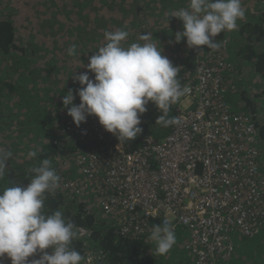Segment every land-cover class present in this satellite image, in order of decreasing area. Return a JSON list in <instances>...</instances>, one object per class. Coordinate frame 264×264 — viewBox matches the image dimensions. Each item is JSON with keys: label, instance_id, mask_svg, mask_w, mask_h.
<instances>
[{"label": "built area", "instance_id": "2783aa9c", "mask_svg": "<svg viewBox=\"0 0 264 264\" xmlns=\"http://www.w3.org/2000/svg\"><path fill=\"white\" fill-rule=\"evenodd\" d=\"M226 69L224 60L211 55L195 61V79L183 84L190 92L178 101L179 123L167 135L146 136L130 151L118 141L110 153L55 158L58 191L66 198L78 203L85 194L101 196L88 209L93 225L76 227L78 238L89 242L98 229L111 230L115 238H133L159 220L161 226L187 230L183 246L193 264H228L236 251L234 238L262 228L264 152L254 115L234 113L227 102L221 75ZM57 127L62 136L55 143L73 137L104 139L108 132L94 114L79 126L70 116ZM72 170L75 175H66ZM0 264L11 260L2 256Z\"/></svg>", "mask_w": 264, "mask_h": 264}, {"label": "trees", "instance_id": "16d2710c", "mask_svg": "<svg viewBox=\"0 0 264 264\" xmlns=\"http://www.w3.org/2000/svg\"><path fill=\"white\" fill-rule=\"evenodd\" d=\"M3 1V7L5 8V14H2V6L0 7V62H8L10 61L11 64L8 63L7 68L3 67L0 72V83L3 88H6L8 91L6 92V97L8 98H15L17 85L15 82H30L32 88L39 87L34 82H48V84L41 85L43 87L42 95L46 98L50 96H54L53 93H56L58 97H62L66 95L69 89L73 91L75 99L73 103L79 104L80 99L79 96L76 95V90L83 86L74 87L72 84L68 86L63 82H67L68 76L70 74V70L80 69L82 73L88 72L89 78L94 80L95 74L91 72L90 69L86 67L89 62V57L94 54L101 45L96 46L95 48H89L93 40L91 37H85L87 33L85 30L79 26H77L74 34L73 30H67L63 28V21L55 18V24L58 27H50L51 22L43 17L47 15L45 11H39L38 9H34V3L31 1H22L21 3H17V6L11 4L10 0H0ZM89 1V0H87ZM85 1L87 7L90 3ZM113 2L115 0H112ZM154 0H147L145 6L150 5V2ZM179 2H174V0H156V4L160 7V14L155 15L158 16L159 21H165V25L159 26L155 32H152L153 41L162 49V55L166 56L169 59V54L171 55L170 59L174 56L170 50L166 47L170 42L173 40L175 41V34L177 32L183 31V22L174 16H169L170 13L173 11L179 10L181 8H186L188 6L189 0H178ZM248 1L251 0H242V6L246 9V16L243 20H238V28L234 31H225L219 33L214 39L221 45L219 49L211 50L208 49L207 46H196V47H188L186 43V38L182 37L179 42L174 43L173 48L171 51L175 52L176 56L171 61L174 66L180 68V72L178 74V80L180 81L181 85L183 86L184 83L194 80L195 74L193 72V65L195 61L201 58L202 56L211 55L214 58H219L225 61L227 66L226 70L221 72L222 79L225 85L228 86V90L226 91V99L228 104L231 107L232 112L234 113H242V114H254L255 113V106L256 102L243 94L245 92L237 93L234 89V84L232 82L231 73H233L234 63L235 62H245L249 61L252 64L253 74L251 75V80L254 82H264V10L259 12V10H255L250 8L251 5ZM255 1V0H254ZM252 1V3L254 2ZM98 2V1H96ZM100 4V5H99ZM113 4V3H112ZM125 2H120L119 8L124 9L126 12L129 13V8L124 6ZM105 2V0H101L98 2L96 7H94V11L91 15H87L91 20L94 22L98 20V23L102 19V25H107L109 31H115L117 29H124L126 30L128 27L126 26V15L123 11L119 13V18L117 21L113 19L110 15V11L112 10V6H110ZM106 8V9H104ZM143 7L138 6L136 7V13L133 11L132 14V21L129 22L127 25H131L132 29L135 28V24L139 26L140 36L136 37L131 30L129 32V36L126 38L124 42V46H128L132 42H140L143 43L144 41L140 40V37L144 34H148V30L143 27V18L150 11L145 12L146 14H142L137 18L141 12ZM11 11H18L26 14V16L31 17V19L27 22L26 26L33 25V29L30 31H23V23L21 22L22 17L20 14L12 13L14 15H9ZM97 13H99L97 16ZM103 14L102 18L100 19L101 15ZM97 16V17H96ZM28 17V18H29ZM43 18V19H42ZM108 18V19H105ZM109 20V21H108ZM136 20V21H135ZM47 21V22H46ZM110 22V24H109ZM115 23L116 28H112L111 25ZM44 33H50L52 31L53 38L48 37L46 39ZM92 30L88 31V34L92 35ZM35 32V33H34ZM38 36V41L37 36ZM243 36V37H242ZM76 37L77 41H73V38ZM242 38V39H241ZM166 42L164 43V41ZM74 42V43H73ZM106 43V42H105ZM75 44L77 46V52L80 55L76 54L74 56H69L67 54V49L72 45ZM40 47V49H39ZM46 47V48H45ZM45 48V53L42 54V49ZM49 49L53 52L52 54V67L45 68L43 70H35L37 67L36 65L30 64L31 60H29L32 56H37L38 60L39 57L45 58L46 61L48 57H46L49 53ZM169 53V54H168ZM169 59V60H170ZM48 62V61H47ZM76 66V67H75ZM232 66V69H231ZM240 66L238 67V70ZM38 72H43L42 79H36L35 76L38 75ZM249 81V82H250ZM8 82H14L13 84H8ZM21 83V84H23ZM63 83V84H62ZM24 85V84H23ZM30 85V86H31ZM29 86V85H26ZM1 87V86H0ZM25 87V86H24ZM60 88V89H54ZM32 92V91H31ZM27 90L24 93L20 94V98L23 101V98L26 96ZM32 95H30V99ZM29 99V100H30ZM24 100L23 102L13 103L12 107L14 110H9L10 112L7 115L0 112V139L2 137H10L13 135V129L5 128V125L9 122H13L16 117L20 118L21 116L24 118L25 125L26 120L30 117H33L37 121L38 130L41 131L37 132V138L34 142L29 143V151L35 150L37 151V157L31 160L28 159L27 149L24 147L23 155L25 156V162H21L20 165L17 167L15 165L9 166L11 161L16 162L15 154L11 151V148L7 146L3 147L7 151L12 152V156L6 161L8 171L6 173H10V175L14 178L16 183H19L21 186H26L31 177L32 173L30 169L33 166H38L39 162L44 159H53L54 157H58L60 154L68 155L73 152L77 151H102L104 153H110L113 151L114 145L119 141L117 138L111 140L110 137H105L104 139H97L96 137L91 138L90 141L84 144H80L78 140L70 139L63 141H58L57 143L53 142L52 140L56 137L62 136L61 134H57L58 126L62 125L66 122V119L70 117L67 114L63 116L60 114L58 116L57 122L52 118L51 112L55 108L58 111L61 109L52 104V99L49 100H42L39 104V101H29ZM55 100V97H54ZM15 104H17V109L15 108ZM40 105H44L42 108H39ZM9 109V108H8ZM44 109V110H42ZM146 111L140 115L141 123L139 127L142 129L141 133L137 135V137L130 141H124L121 143L122 148L125 151H130L137 148L142 139L146 136H153L157 138H161L167 135L174 124L169 125L168 127H164L158 123H156V119L161 115L160 110L156 107V105L149 101L146 105ZM1 110V109H0ZM15 112V115L14 113ZM37 112V114H36ZM179 112L178 102L173 104L170 108L168 113V117H175L177 119ZM36 114V115H35ZM47 118L50 120V125L43 126L40 124L44 120L47 121ZM7 121V122H6ZM258 132L261 139H264V127L258 126ZM15 125L13 126V128ZM55 130V131H54ZM11 132V134L9 133ZM47 132L49 134H47ZM46 133V135L44 134ZM21 134V133H20ZM25 135V132H23ZM23 135V136H24ZM39 136V137H38ZM28 144V143H27ZM22 156V155H21ZM66 175L73 176L75 172L72 170ZM12 186L8 179L7 175H5V179H0V189H3L6 186ZM45 212L51 213L55 210H61L64 216L72 220L76 227L78 226H85L91 227L93 225L94 219L93 216L89 213L90 208L87 206L88 200H81L80 202L76 203L75 201L69 200L63 194V192L58 191V188L53 194L46 193L45 194ZM97 199L101 196L96 195ZM92 199V198H91ZM89 209V210H88ZM159 220L152 221V227L158 224ZM151 229L147 232L142 234L141 236L136 237H124L120 236L115 238L114 233L111 230H106V232L98 229L91 232L89 242L84 243L81 238H76L72 242V247H74L77 251H79L84 258L90 256L93 258L94 264H190L191 257L188 255L187 251L183 248L182 241H184L185 236L187 237L188 232L183 227H176L175 233L177 237L176 245H174L170 251L178 249L179 256L171 258L168 253L165 255H157L155 251L151 249V240H149V236L151 233ZM242 239L250 240L252 238H258L260 241V245L264 247V224L262 228L256 231L252 236H239ZM116 239V240H115ZM252 241L244 242L245 246ZM149 243V244H148ZM44 251L51 253V248L45 249ZM169 251V252H170ZM230 264H234V260H238V264H241L239 260L242 257L239 256V251L236 247V251L234 253ZM40 253L34 255V259L39 258ZM256 261H260V255L255 256ZM258 258V259H257ZM82 264V263H81ZM193 264V262H191ZM260 264V263H258Z\"/></svg>", "mask_w": 264, "mask_h": 264}, {"label": "clouds", "instance_id": "9594fccd", "mask_svg": "<svg viewBox=\"0 0 264 264\" xmlns=\"http://www.w3.org/2000/svg\"><path fill=\"white\" fill-rule=\"evenodd\" d=\"M183 22V31L175 34V41L186 38L188 47L207 46L216 50L220 44L214 38L221 32L234 31L238 20L246 16L242 0H189L186 8L168 15ZM129 36L124 29L106 31L107 41L89 57L88 72L74 76L83 87L76 90L80 103H73L71 89L62 97L67 114L79 126L88 115H95L108 132L120 143L134 140L142 129L140 115L152 101L161 115L156 123L168 127L179 123L168 117L173 104L190 92L187 85L178 80L180 68L174 66L162 49L153 41L152 33L140 37V42L124 46ZM69 56L77 54V46L67 49ZM11 151L0 148V179L8 171L6 161ZM29 159L37 157V151L27 153ZM33 174L26 186L17 183L0 189V257L7 256L11 264H81L84 256L72 247L79 233L72 220L61 210L45 212L46 193L53 194L59 187L60 176L48 158L30 169ZM149 239L156 244L157 255H165L177 241L174 227L165 223L152 227ZM51 248V253L44 251ZM40 253L39 258L29 257Z\"/></svg>", "mask_w": 264, "mask_h": 264}, {"label": "rangeland", "instance_id": "374dc122", "mask_svg": "<svg viewBox=\"0 0 264 264\" xmlns=\"http://www.w3.org/2000/svg\"><path fill=\"white\" fill-rule=\"evenodd\" d=\"M10 1H11V4H14L15 6H17V3L19 4L22 1H26V0H10ZM28 1H31L34 3V9H38L39 11H45L47 13V15L43 18L50 20L51 25L49 28H51L52 26L57 27L55 24V18H57V19L63 21V23H64L63 28H65L67 30H73L72 35L74 34L77 26H79L85 30H88V31L92 30L91 32H89L92 35L88 34V31H85L87 33V35L84 36V38L85 37H91L93 40V43L89 48L93 49L99 45L103 46L105 44V42H107L105 40L104 33L106 31H109V30H108L107 25H105V26L102 25L103 20L101 18L103 16V14L100 17L101 20L99 23H98L99 19H97L94 22L93 20H91L87 16V15H89V16L91 15V13L94 11L93 8L96 7L98 2L101 0H89V1H87V0H28ZM85 1L90 3L87 7H85V5H86ZM96 1H98V2H96ZM155 1L156 0L151 1L150 5L145 6V3L147 2V0H115L114 2L112 0H105V2H107L108 5H110V6L113 5L112 10H109V11H110V15L113 16L112 18L115 19L116 21H117V18H119V13L121 11L124 12V14L126 15V26L128 27L126 29V31L130 32L132 30L133 34L136 37L140 36L139 26L137 25V22L134 25L135 28H133V29H132L131 25H127V24H129V22L132 21L131 12L134 11L136 13V7H138V6H141L143 8H142L141 12L139 13V15L137 12L136 20L139 19L140 15L146 14L145 12L150 11V13L147 14L145 16V18H143V27L149 31L148 33L155 32V30H157L159 28V26L165 25V23H166L165 21L164 22L159 21L158 16H155V15L160 14V7L158 6L159 4L157 5ZM252 1H254V0L248 1L250 5L252 4L250 8H253L255 10L257 9V10H259V12L264 10V0H255L253 3H252ZM120 2H125L126 4L124 6L127 5L128 8L131 5V7L129 8V13L128 12L125 13L126 11L124 9H121L118 7ZM174 2H179V1L174 0ZM2 4H3V1H0V7L2 6L1 13L5 14V8L3 7ZM104 9H106V8H104ZM7 12L9 13V10H7ZM12 13L20 14V16L22 17L21 22L24 25L23 26L24 32L30 31L33 29V25L26 26L28 21L33 20V19H31V17H29V15H28V17H29L28 18L26 16V14L23 13V11L22 12L14 11ZM12 13L10 11L9 15H11ZM98 14L99 13H97V16H99ZM12 15H14V14H12ZM105 19H108V18H105ZM109 24H110V22H109ZM111 26L114 29L116 28L115 23H113V25H111ZM41 32L45 38L47 37L46 39H48L49 35L51 38L54 37L52 35V31L50 33H44L43 31H41ZM130 33H132V32H130ZM36 41H38V36H37ZM73 41L74 42L77 41L76 37L73 38ZM124 42H123V45H124ZM165 42H166V40L164 41V43ZM174 43H175V41L173 40L166 47L170 50L169 52H171L172 54H174V56H176L175 52L171 51ZM45 48L42 49V54L45 53ZM39 49H40V47H39ZM48 53L49 54L46 56V57H48V60H47L48 62L46 61L45 58H42V57L41 58L39 57V60H38L37 56H35V55L29 58V60H31L30 64L37 66L35 68V70H43L45 68H51L52 67V63H50V62H52V60H53L52 59L53 52L51 51V49H49ZM77 54L80 55L79 52H77ZM174 56L170 59L171 55L169 54L170 61H172L175 58ZM74 58H75V56H74ZM8 63L11 64L10 61L5 62V63L0 62V72H1V70H3L2 69L3 67L7 68ZM239 66H240V69L238 70ZM234 67L235 68L233 69V73H231V76H232V82L231 83L234 84L233 87L237 93L242 94V92H245L243 94L246 96V98H249L252 103H253V101L256 102V106H255L256 109H255V113L253 114L255 117V122L258 123V126L264 127V82L250 81L251 80L250 77L253 74V69H252V64L249 61L235 62ZM231 69H232V66H231ZM80 73H82V72L78 68L73 70V71L70 70V74L68 76L67 82H63V83L67 84L68 86H70L72 84L74 87L82 86L79 84L78 81H76L74 79V76L77 74H80ZM43 75H44L43 72L42 73L38 72V75L35 76V78L36 79H42ZM13 83L14 82H8V84H13ZM21 83H23V82H21ZM21 83L15 82V85H17L16 95L14 96L15 98L6 97V92L8 90L6 88H3L4 85H2L0 83V86H1L0 87V109H1L0 112L1 113H4V115H7V113L10 112L9 110H11V111L14 110L12 107V104L15 103V101H16V103H19V102H23L24 100H29L30 95H32V98L29 101H39V104H40V102L42 100L46 101V100H49V98H50V99H52V104L61 109V111H58L54 108L52 110L53 112H51V114H53L52 118L56 122H57V119L59 118L58 116H60V114H62V112H63L62 115L63 116L65 115L67 108L63 106V104L61 102V97H58V95L56 93H53L54 96L52 95L49 98H46L45 96L42 95L43 87H41V85L48 84V82H34L36 85L39 86V87H36L34 89H30V88H32V85L30 82H27V83L24 82L23 83L24 85ZM26 85H29V86H26ZM54 89L56 90V89H60V88L54 87ZM25 90H27V93H26V96L23 98V101H22V99L20 98V94L24 93ZM54 97H55V100H54ZM17 106L18 105L15 104L16 109H17ZM43 106L44 105H40L39 108H42ZM42 110H44V109H42ZM13 113L15 115V112H13ZM36 114H37V112H36ZM15 118L16 119H14L12 123L9 122L8 124L5 125V128H9L8 130H10L12 128L14 132H13V135H11L10 137H2L0 139V148H3L5 146H7L8 148H11V151L14 152V154H15L14 158L16 159V162L11 161L9 163V166L10 165L13 166L16 164L15 166L18 167L21 162H25V156L23 155L24 147L27 149V151H29V149H30L29 143L34 142L37 138V134H38L37 132L41 133V131L38 130L37 121L35 118L30 117L28 120H26V123L28 122L27 125H25V122L23 120L24 118L22 116L20 118L15 116ZM40 124H42V125L44 124L43 126H48L51 123H50V120L47 118V121L44 120ZM14 125H15V127L13 128ZM23 132H25V135L23 134ZM9 133L11 134V132H9ZM44 134L46 135V133H44ZM47 134H49V133L47 132ZM259 146H260L261 150L264 152V139L260 138ZM54 159H55V157L53 159H51V161H53ZM29 160H31V159H29ZM53 167L57 171V169H58L57 166H53ZM9 174L10 173H6V175H9ZM71 199L74 201L73 198H71ZM87 199H89L87 206L89 208H91V205H93L96 202L97 197H96V195H93V196L90 195L89 196V195L85 194L83 196L82 200H87ZM186 239H187V237L185 236V239H184V241L181 242V244L184 245V242L186 241ZM234 241L236 242V247L239 251V256L242 257L241 260H239L241 262V264H258V263L264 264V247L259 244L260 241L258 240V238H252L250 240H247V239H242L238 236L237 238L236 237L234 238ZM246 241H249V242L252 241V242L243 246L244 242H246ZM150 244H151L150 245L151 249L153 251H155V248H156L155 242L151 241ZM177 251H178V249L170 251V252H168V255L171 258L177 257L180 255V253H178ZM256 255H260V258H261L260 261H256V258H255ZM88 257H90V256H88ZM191 262H192V257H191ZM191 262H190V264H191ZM83 263L84 264H94V262L88 263L86 257L84 258ZM228 264H230V262ZM234 264H238V260H236L234 262Z\"/></svg>", "mask_w": 264, "mask_h": 264}, {"label": "bare ground", "instance_id": "6f19581e", "mask_svg": "<svg viewBox=\"0 0 264 264\" xmlns=\"http://www.w3.org/2000/svg\"><path fill=\"white\" fill-rule=\"evenodd\" d=\"M224 88H225V90L227 91L228 90V86L227 85H225L224 84ZM94 136H92V138H93ZM106 137H109V134H108V132L106 133ZM72 139H75L74 137L72 138ZM76 140V139H75ZM79 143L80 144H84V143H87L86 141H79ZM259 143V142H258ZM80 152H85V151H77V152H73V153H71V156L73 157V158H75L76 156H77V154L78 153H80ZM86 152H90V150H88V151H86ZM60 156V155H59ZM55 158H57V157H55ZM52 165L53 166H57V160L56 159H54L53 161H52ZM240 236V235H239ZM238 236H236V238H237Z\"/></svg>", "mask_w": 264, "mask_h": 264}, {"label": "water", "instance_id": "95a60500", "mask_svg": "<svg viewBox=\"0 0 264 264\" xmlns=\"http://www.w3.org/2000/svg\"><path fill=\"white\" fill-rule=\"evenodd\" d=\"M7 179L9 181V183L12 185V186H15L17 183L15 182L14 178L9 174L7 175ZM98 264H101L100 262H98Z\"/></svg>", "mask_w": 264, "mask_h": 264}, {"label": "crops", "instance_id": "0c3cea01", "mask_svg": "<svg viewBox=\"0 0 264 264\" xmlns=\"http://www.w3.org/2000/svg\"><path fill=\"white\" fill-rule=\"evenodd\" d=\"M187 237H188V235H187ZM186 240H187V239H186ZM185 242H186V241H185ZM185 242H184V243H185ZM183 248H184V246H183ZM184 249H185V248H184ZM185 250H186V249H185ZM186 251H187V250H186ZM187 253H188V255H190L188 251H187ZM190 256H191V255H190ZM191 257H192V256H191ZM235 261H236V259L234 260V262H235ZM81 263L84 264L83 261H82Z\"/></svg>", "mask_w": 264, "mask_h": 264}]
</instances>
